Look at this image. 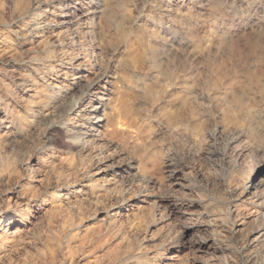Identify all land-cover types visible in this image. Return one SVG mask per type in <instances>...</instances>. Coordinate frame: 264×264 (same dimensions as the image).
<instances>
[{
    "label": "rangeland",
    "instance_id": "rangeland-1",
    "mask_svg": "<svg viewBox=\"0 0 264 264\" xmlns=\"http://www.w3.org/2000/svg\"><path fill=\"white\" fill-rule=\"evenodd\" d=\"M0 264H264V0H0Z\"/></svg>",
    "mask_w": 264,
    "mask_h": 264
},
{
    "label": "bare ground",
    "instance_id": "bare-ground-1",
    "mask_svg": "<svg viewBox=\"0 0 264 264\" xmlns=\"http://www.w3.org/2000/svg\"><path fill=\"white\" fill-rule=\"evenodd\" d=\"M90 131H91V127L90 126H88V125H86L85 127H84V134H86V133H90ZM83 134V135H84ZM23 220H25V217H22V221H21V224L23 223ZM22 231V229H21V227L20 226H17V228L15 229V231H13L11 234L12 235H17V234H19L20 232Z\"/></svg>",
    "mask_w": 264,
    "mask_h": 264
}]
</instances>
